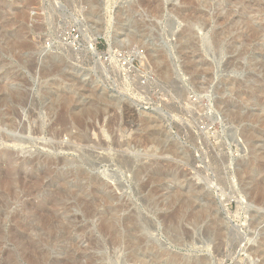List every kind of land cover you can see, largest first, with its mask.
I'll return each mask as SVG.
<instances>
[{"label":"rangeland","instance_id":"1","mask_svg":"<svg viewBox=\"0 0 264 264\" xmlns=\"http://www.w3.org/2000/svg\"><path fill=\"white\" fill-rule=\"evenodd\" d=\"M263 25L264 0H0V264H264Z\"/></svg>","mask_w":264,"mask_h":264},{"label":"bare ground","instance_id":"2","mask_svg":"<svg viewBox=\"0 0 264 264\" xmlns=\"http://www.w3.org/2000/svg\"><path fill=\"white\" fill-rule=\"evenodd\" d=\"M204 5H205V4H204ZM194 6H195V5H194ZM199 7H200V6H199ZM242 11H244V10L242 9ZM242 13H243V12H242ZM245 13H246V12H245ZM238 15H239V14H238ZM244 15H245V14H244ZM245 16H247V15H245ZM245 16H244V17H245ZM241 17H243V14H241L240 18H241ZM244 17H243V18H244ZM237 18H239V17H237ZM245 20H246V19H245ZM245 20H244V21H245ZM244 21H243V22H244ZM193 24H194V23H193ZM240 25H241V24H240ZM259 25H260V24H259ZM263 26H264V25H263ZM250 29H251V28H250ZM261 29H262V27H261ZM261 29H260V28H257L256 26H254V28H253V32H254V34H256V35L261 34V31H262ZM253 32H252V33H253ZM263 34H264V33H263ZM260 36H261V35H260ZM89 41H91V40H89ZM91 44H92V43H91ZM167 72H168V71H167ZM165 73H166V72H165ZM166 74H167V73H166ZM166 76H168V75H166ZM6 152H7V150H6ZM8 152H9V151H8ZM11 155H12V154H6V153H5V157L7 156L8 158H11V157H12ZM15 159H16V158H15ZM17 159H18V158H17ZM18 160H19V159H18ZM14 161H15V160H14ZM16 165H17V164H16ZM21 166H22V165H21ZM24 166H26V165H24ZM17 167H18V166H17ZM20 168H21V167H20ZM25 168H26V167H25ZM27 168H28V167H27ZM26 171H27V170H26ZM32 171H33V170H32ZM26 173H27V172H26ZM31 173H32V172H31ZM45 173H46V172H45ZM18 175H19V174H18ZM38 175H40V174H38ZM42 175H43V174H42ZM42 175H40V176H42ZM27 177H28V176H27ZM35 177H36V176H35ZM26 179H27V178H26ZM38 179H39V178H38ZM29 180H30V179H29ZM4 183H5V182H4ZM105 220H106V219H105ZM109 220H110V219H109ZM106 221H107V220H106ZM111 221H112V220H111ZM105 223H106V222H105ZM112 223H113V221H112ZM103 225H104V224H103ZM113 225H114V224H113ZM113 225H112V226H113ZM106 226H107V223H106ZM106 226H105V227H106ZM112 226H111V227H112ZM114 226H115V225H114ZM108 228H110V226H109ZM105 229H106V228H105ZM109 231H110V230H109ZM113 231H114V228H113ZM222 231H223V230H222ZM114 232H115V231H114ZM223 233H224V232H223ZM263 251H264V250H263Z\"/></svg>","mask_w":264,"mask_h":264}]
</instances>
